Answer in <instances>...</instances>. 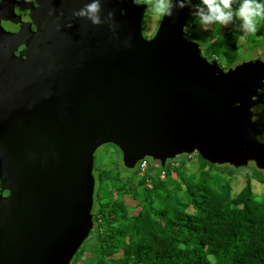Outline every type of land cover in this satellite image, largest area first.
<instances>
[{"label":"water","instance_id":"95a60500","mask_svg":"<svg viewBox=\"0 0 264 264\" xmlns=\"http://www.w3.org/2000/svg\"><path fill=\"white\" fill-rule=\"evenodd\" d=\"M92 2L0 4V264H70L92 228L102 145L129 170L193 153L264 170V113H250L264 107L262 61L207 62L183 35L187 7L147 40L142 5L100 0L93 24L75 14Z\"/></svg>","mask_w":264,"mask_h":264},{"label":"trees","instance_id":"16d2710c","mask_svg":"<svg viewBox=\"0 0 264 264\" xmlns=\"http://www.w3.org/2000/svg\"><path fill=\"white\" fill-rule=\"evenodd\" d=\"M241 3L232 0L233 13ZM197 7L191 2V14ZM258 22L264 24V19ZM209 25L210 35L200 42L189 30L194 28L190 20L185 36L201 44L207 59L216 58L230 67L237 59L241 36L236 17L224 28L219 23ZM256 172L254 181L264 183ZM138 173L135 167L134 175L139 177L130 183L108 171L98 172L91 209L95 248L92 259L81 264H264V196L253 193L249 178L236 190L219 181V174L204 169L185 173L181 167L160 168L157 163L152 172ZM124 197L135 203V212L129 213L132 209L124 204Z\"/></svg>","mask_w":264,"mask_h":264},{"label":"rangeland","instance_id":"374dc122","mask_svg":"<svg viewBox=\"0 0 264 264\" xmlns=\"http://www.w3.org/2000/svg\"><path fill=\"white\" fill-rule=\"evenodd\" d=\"M146 4L147 8L141 18V34L144 38L151 36L153 32H155L160 20V15L154 13L152 10L154 5L156 4V0H146ZM192 4H194L195 6L200 5L199 1L197 0H193ZM195 12L196 10L193 11V13ZM193 13L187 19L186 22L193 20L194 28H189V30L195 31V33L199 36V41L201 42L202 38L206 40L207 37L210 35L211 26L202 25L199 17L194 15ZM236 21L239 25V32L241 36L237 40V59L234 64L230 67L236 66L242 62L250 61L252 59H258L264 63V24L258 22L257 31L255 33L246 34L240 28L242 21L237 17ZM227 26L221 25V28ZM144 161L146 163L144 171L147 170L152 172L155 167H157V163L152 162V160H150L149 158H145ZM172 163L174 166H178V168L181 167L182 171L185 173H193L198 171L199 169H204L209 170L211 173L219 174V181L223 180L229 182L230 186L236 190H238L244 185L246 178H249L251 180L250 185L253 193L256 194V196H264V183L259 184L255 182L253 177V173L257 176L256 171H258V175L264 178V170L256 169L255 166L250 163H247L245 166L237 168H232V166L229 165H218L216 167H208V165L203 163L198 158V156L195 155H190V157L180 155L175 157L173 160H167L165 162V165L169 166L170 164L171 166H173ZM101 170L108 171L114 177H118L122 181L128 180V182L130 183L136 182L139 177L138 175H134L135 168L129 170L122 166L120 152L115 147L110 145H102L98 147L93 153L92 176L94 179V193L96 192L98 187V184L95 182V179L98 175V172H101ZM227 172H230L229 176L226 175ZM124 204L132 209L129 213H133L137 210L135 203L129 197H124ZM94 226L95 225H92V228L90 230L91 232L76 252V264H81L82 262H85L88 259H92V250L95 248ZM76 254L74 256H76ZM74 256L71 259L70 264H73V261L75 259Z\"/></svg>","mask_w":264,"mask_h":264},{"label":"clouds","instance_id":"9594fccd","mask_svg":"<svg viewBox=\"0 0 264 264\" xmlns=\"http://www.w3.org/2000/svg\"><path fill=\"white\" fill-rule=\"evenodd\" d=\"M134 4H138L139 0H133ZM203 7H197V11L193 13L198 16L202 25L219 23L227 26L232 22L234 16L239 18L242 23L240 28L247 33H255L257 31L258 18L264 19V3L260 0H242L239 9L233 13L231 10L232 0H201ZM176 7L183 10L187 7L186 0H176L173 6L171 0H156L153 12L160 16L172 17V8ZM100 12V0H93L81 9L76 15L87 16L93 24H100L101 20L98 15ZM112 13L109 12V16Z\"/></svg>","mask_w":264,"mask_h":264},{"label":"flooded vegetation","instance_id":"af4514ba","mask_svg":"<svg viewBox=\"0 0 264 264\" xmlns=\"http://www.w3.org/2000/svg\"><path fill=\"white\" fill-rule=\"evenodd\" d=\"M18 1L19 0H0V4L2 5V7H4L3 5L4 4H10V5H16L17 3H18ZM128 1H130L131 2V4H132V6H134L135 8L138 6V5H142L144 8H145V10H146V8H147V4H146V0H139V3L138 4H134L133 3V0H128ZM173 0H171V2H172ZM6 2V3H5ZM191 0H186V3H187V8H188V10H189V13H190V16H191ZM145 13V12H144ZM160 18H161V16H160ZM160 21V20H159ZM187 21V20H186ZM2 22L3 23H5V21H3L2 20ZM185 29H186V25H185V27L183 28V35H184V37L186 38V39H188V40H190V41H192V42H194V43H196L197 45H198V48H199V52H200V55L207 61V62H211L212 60H214L215 61V63H216V65H217V67L219 68V69H221L223 72H225L227 69H229V68H232V67H234V66H232V67H226L224 64H222L219 60H217L216 58H213V59H207L204 55H203V53H202V51H201V44L199 43V42H195V41H193V40H191V39H189V38H187L185 35H186V33H185ZM153 34H154V32H153ZM152 34V35H153ZM152 35L151 36H149V37H146L145 39H150L151 37H152ZM253 60V59H252ZM251 61V60H250ZM263 89L264 88H261V89H258L256 92H257V94H259V93H262L263 92ZM264 95V94H263ZM260 110H263V113H264V107H261V106H254V107H252L251 109H250V113L251 114H256V113H258ZM264 117V116H263ZM253 121H254V123L255 122H257V117H254L253 118ZM264 133V132H263ZM263 133H262V137L261 138H258V140L260 141V142H262V143H264V141H263ZM192 155H195V156H198L197 154H195V153H193ZM185 156V155H184ZM187 157H190V156H187ZM199 157V156H198ZM207 163V162H206ZM209 164V163H208ZM250 164H252L253 166H254V163L253 162H250ZM210 165H212V164H210ZM223 165H228V164H223ZM214 166H218V165H214ZM220 166V165H219ZM230 166V165H229ZM233 168V167H232ZM94 180V179H93Z\"/></svg>","mask_w":264,"mask_h":264},{"label":"built area","instance_id":"2783aa9c","mask_svg":"<svg viewBox=\"0 0 264 264\" xmlns=\"http://www.w3.org/2000/svg\"><path fill=\"white\" fill-rule=\"evenodd\" d=\"M138 170H139V175H142V173L144 172V169L146 167V163L144 160L139 161L136 166H135ZM163 177V173L161 172L159 175V178Z\"/></svg>","mask_w":264,"mask_h":264}]
</instances>
